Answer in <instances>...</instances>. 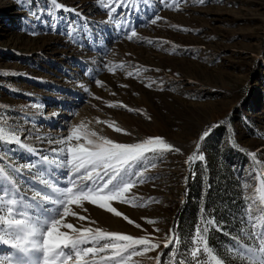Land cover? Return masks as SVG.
Instances as JSON below:
<instances>
[{"label": "rangeland", "instance_id": "obj_1", "mask_svg": "<svg viewBox=\"0 0 264 264\" xmlns=\"http://www.w3.org/2000/svg\"><path fill=\"white\" fill-rule=\"evenodd\" d=\"M56 3L61 7L52 0H0V117L21 137V144L0 141V169L16 181L25 205L36 191H48L41 176L70 186L66 169L53 171L41 157L54 158L52 149L61 145L49 141L66 137L73 125L83 121L118 143L162 137L181 151L148 154L145 182L133 194L142 198L138 204L151 202L113 203L134 224L88 202L87 211L72 206L88 220L69 216L65 222L161 241L171 231L179 238L170 246L176 256L163 244L148 255L161 253V264H195L189 252L196 229L211 219L216 223L205 234L210 249L226 264H239L234 246L261 231L259 220L253 229L252 216L259 213L249 197L264 171V0H178L179 10L176 0H124L123 7L107 0L115 7L111 16L99 0ZM133 30L138 35L128 39ZM97 121H114L130 135ZM205 131L210 135L201 140ZM194 153L205 160L189 162ZM29 163L36 167H23ZM41 167L47 173L38 174ZM220 179L228 205L216 221L212 211L203 215L202 204L208 183L215 187ZM189 203L195 217L184 224ZM9 254L0 245V256ZM200 259L207 264L206 255Z\"/></svg>", "mask_w": 264, "mask_h": 264}, {"label": "snow or ice", "instance_id": "obj_2", "mask_svg": "<svg viewBox=\"0 0 264 264\" xmlns=\"http://www.w3.org/2000/svg\"><path fill=\"white\" fill-rule=\"evenodd\" d=\"M99 2L109 9L110 16L115 12V7L109 6L107 0ZM200 2L203 3V0ZM52 3L57 8L61 7L56 0H52ZM114 3L123 7L124 0H114ZM176 7L179 10L178 0ZM160 19L161 17L157 15L151 22L156 24ZM52 27L55 28V24ZM137 35L133 30L128 39ZM116 67L123 68V65ZM128 75L133 76L134 73L129 72ZM96 83L102 85L100 80H96ZM108 106L124 107L128 111H134L122 103H112ZM97 122L107 123L117 133L130 135L114 121ZM209 135L210 131H205L200 139L204 140ZM0 141L21 144L18 130L7 128L3 117H0ZM49 143H58L61 147L52 149L56 154L54 158L42 156L41 159L45 165H54L53 171L66 169L63 174L67 176L70 186L59 187L55 179L50 178V174L41 176L39 182L48 191H36L26 206L25 198L15 187L16 181L6 169H0V245L7 246L10 252L9 255L0 256V264H144V260L161 264V253L158 252L155 257L148 254L160 249L162 244L171 252L170 246L179 243V238L171 231L161 241L152 235L137 238L129 234L105 231L99 227L83 225L76 227L65 220L69 216L77 217L81 221L88 220L87 216L79 215L72 210V206L75 205L87 211L83 206L84 202H88L117 217L122 216L129 224H134L135 222L118 211L113 203L146 207L151 199L138 204L142 198L133 194V189L138 183L145 182V172L148 169L144 162L149 160L148 154L159 158L165 152L181 150L167 143L162 137H150L131 144L118 143L91 130L83 121L73 125L66 137ZM22 146L27 148L25 145ZM27 150L33 151L31 148ZM252 155L255 159V154ZM196 160L203 161L205 156L194 153L188 157L189 162ZM151 166L155 167V164ZM23 167L32 169L36 165L29 163ZM140 168L143 170H139ZM40 172L47 173V168L41 167L38 174ZM257 179L259 186L255 188V195L249 199L254 201L256 211L259 213L258 216H252L253 229L257 227L256 221L259 220L261 231L259 233L251 231L249 235L252 241L248 244L234 246L238 258H242L239 259V264H264V171L258 174ZM248 211L252 213L253 209L249 207ZM147 223L155 224L156 221L148 219ZM215 223L209 219L204 221L206 227L196 229L193 248L189 252L195 264H201L202 254L206 255L207 264H226L223 257L210 249L205 235ZM135 227L140 228L141 225L135 224ZM234 239L239 241L238 237ZM171 255L175 257L176 253L171 252ZM135 257L141 259L134 260ZM172 264L177 262L173 260Z\"/></svg>", "mask_w": 264, "mask_h": 264}, {"label": "trees", "instance_id": "obj_3", "mask_svg": "<svg viewBox=\"0 0 264 264\" xmlns=\"http://www.w3.org/2000/svg\"><path fill=\"white\" fill-rule=\"evenodd\" d=\"M222 179H220L216 186L213 187L208 183L207 191L205 193L204 199H203V208L204 212L203 215L206 214L207 211H212L210 213H213L212 217H215L214 220L218 221L222 215V210L225 207V205H228V200H225V192L226 188H223L222 186ZM222 185V186H221ZM192 191H194V195L197 194V186L196 183H192L191 187ZM224 190V191H223ZM196 208L194 204L189 203L186 205V209L184 210L181 218L184 222V224L191 223L194 220L195 217ZM180 218V219H181ZM183 233V229H182Z\"/></svg>", "mask_w": 264, "mask_h": 264}, {"label": "water", "instance_id": "obj_4", "mask_svg": "<svg viewBox=\"0 0 264 264\" xmlns=\"http://www.w3.org/2000/svg\"><path fill=\"white\" fill-rule=\"evenodd\" d=\"M258 184H259V180H258Z\"/></svg>", "mask_w": 264, "mask_h": 264}, {"label": "bare ground", "instance_id": "obj_5", "mask_svg": "<svg viewBox=\"0 0 264 264\" xmlns=\"http://www.w3.org/2000/svg\"><path fill=\"white\" fill-rule=\"evenodd\" d=\"M2 248V247H1Z\"/></svg>", "mask_w": 264, "mask_h": 264}]
</instances>
